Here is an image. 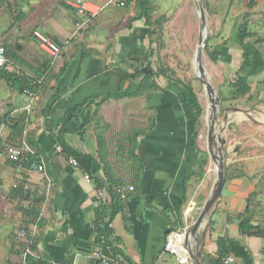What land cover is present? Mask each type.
I'll list each match as a JSON object with an SVG mask.
<instances>
[{
    "label": "crops",
    "instance_id": "0c3cea01",
    "mask_svg": "<svg viewBox=\"0 0 264 264\" xmlns=\"http://www.w3.org/2000/svg\"><path fill=\"white\" fill-rule=\"evenodd\" d=\"M76 1L93 13H77L71 5ZM21 2L20 21L32 14L36 25L22 42L0 37L10 47L0 68V264H25L26 255L46 264H97V211L117 256L130 264H169L167 242L187 227L184 213L193 197L196 119L183 90L166 77L155 78L159 88L151 95L135 93L132 74L145 56L146 37L142 19H134L129 7L135 1L126 7L109 0ZM118 13L126 18L119 20ZM37 30L59 42L57 58L31 35ZM3 70L43 72L38 98L31 101ZM7 145L32 151L44 170L7 160ZM69 157L77 159V168ZM258 167L234 171L235 194L225 197L221 234L213 222L203 240L206 264L216 257L217 236L229 239L231 264H264V238L246 234L252 225L264 227V191L252 187L264 174V164ZM99 180L105 186L98 187ZM130 185L134 189L118 197V189ZM245 221L251 226L243 227ZM177 260L193 264L189 257Z\"/></svg>",
    "mask_w": 264,
    "mask_h": 264
},
{
    "label": "rangeland",
    "instance_id": "374dc122",
    "mask_svg": "<svg viewBox=\"0 0 264 264\" xmlns=\"http://www.w3.org/2000/svg\"><path fill=\"white\" fill-rule=\"evenodd\" d=\"M113 5L117 6L116 3ZM22 6L26 7L25 3H20V0H0V37L19 38L22 42L26 31L36 25V19L32 14H29L26 20L17 19L18 9ZM200 6L203 7L205 29L201 61L215 93L220 98L215 131L226 140L223 151L225 182L217 202L204 218L205 225L201 227L202 229H198L197 242L193 246V251L199 250L202 257L200 245L202 231H206L205 238L210 236L212 224L216 222V229L221 234L223 222L219 216L222 215L227 201L225 197L235 194L232 188L234 171L243 168L250 171L254 167L259 168L261 163L264 164V0H256V5L250 9L247 8L245 0H153L152 19L163 17V20L158 25L154 24L156 32L151 37H145V42L142 43L144 50L140 51V54L144 53L145 56L140 57L142 62L139 65L148 64L154 69L162 65L171 69L174 73L172 77L179 78L192 86L196 101L202 108L200 117L196 119L197 137L193 142L194 152L198 158L193 166L194 177L190 185V195L193 197L186 205L187 215L184 213L187 227L185 230L180 228L177 234H183L191 228L200 213L197 204L208 197L216 179V165L209 155L207 146L210 120L207 109L211 103L207 99L208 94L204 85L196 76L194 67L201 32ZM129 7L135 15L137 12L135 4ZM246 11L251 12L249 29L252 33L246 44L254 54L252 66L240 70L242 50L237 38V27L242 14ZM116 16L119 20L126 18L120 13ZM110 20L113 24L117 22L112 18ZM209 51L214 53L216 57L214 60L209 57ZM239 75L247 78L251 90L241 98L231 99L230 89ZM170 82L176 86L174 82ZM179 88L183 89L180 85ZM191 110L194 114V109ZM219 127L222 129L220 130ZM212 146L216 152V146ZM204 157L207 163L204 171L199 173L200 161ZM263 180L264 174L252 185L253 189L264 191V183L260 182ZM250 201L253 203L252 198ZM165 256L170 261L169 264H182L173 253L166 252ZM204 260L203 264H206Z\"/></svg>",
    "mask_w": 264,
    "mask_h": 264
},
{
    "label": "trees",
    "instance_id": "16d2710c",
    "mask_svg": "<svg viewBox=\"0 0 264 264\" xmlns=\"http://www.w3.org/2000/svg\"><path fill=\"white\" fill-rule=\"evenodd\" d=\"M132 1L133 0H126L125 6H129ZM245 1H246V6L249 9L253 8L256 5V0H245ZM134 3L136 6V10H137L136 14L134 15V19H142L143 20V24H144L143 31L145 30L146 36L151 37L152 34L154 32H156L154 30V27H153L154 24L158 25L163 20V17L152 19L151 13H152L153 0H135ZM250 16H251L250 11L244 12L241 16V21L237 27V38L239 40L241 50H242V62L240 65V70H244V69L250 68L252 66V56L254 53L246 44V40L249 39L252 35V33L249 29ZM17 19H20L19 14L17 15ZM31 35L34 38H36L33 35V33H31ZM53 41H55L57 44L59 43L55 39H53ZM0 46L4 49L5 57L10 56V54H9L10 47L8 45H6L5 43H0ZM208 54L212 60H214L216 58L212 51H209ZM3 67H5V65ZM3 67H0V68H3ZM37 73L40 75H37ZM42 73L43 72H41V73L36 72V73H34L35 75L28 76V75H24V74L18 75V74L12 73L10 71L3 70L2 74L7 79V81L9 83H11L12 85H15V88L18 89L19 91H23L24 89H30V90L34 91L35 93H37L38 89L43 84V78L41 79L39 84H36L35 80L38 78H41L40 76L42 75ZM173 74L174 73L171 69L163 67L162 65L158 66L155 69L152 68L151 65H148V64L145 66H140V65L138 66L137 65L134 69L133 74H132V78L138 80V85H137V89H136L135 93H137V94L144 93L147 95H151L150 91H152V90L154 91V90H157L159 88L155 78L160 77V76L166 77L168 80H170V81L174 82L175 84L183 87L182 90H183L184 100L186 101L187 105H189L191 108L194 109L195 119H198L202 113V108L200 107V105L196 101L195 93H194V90L192 89V86L189 83L183 82L179 78L172 77ZM232 86H233L232 89H230L231 90V97H230L231 99L241 98V97L249 94L250 90H251L247 78L243 75H239L236 78V80L233 82ZM76 110L80 111L81 108H77ZM6 120L11 122L12 118L10 117ZM196 137H197V131L194 132L193 140H195ZM0 148H2V147H0ZM132 149H134L133 145L131 146V148H129L131 155L133 154ZM64 156L68 157L69 155L66 153V154H64ZM7 160H9V159H7ZM33 160L37 161V158L35 155H31V157L28 161H23L22 163H19L16 161H11V162H14L17 164H22V165L30 168L29 164ZM135 161H138V159H136ZM206 163H207V159L205 157L202 158L200 161V165H199V171H200L199 173H202L204 171V166L206 165ZM139 169L142 170V164H141L140 160H139ZM137 176H138V174H137ZM102 186H105V184L99 180L98 187H102ZM108 189L112 193V187L110 185L108 186ZM116 194H117V192H116ZM97 212H98L97 213V219H96V223H95L96 224V234H97V235H95L96 236V243L100 244V246L102 248H104L106 245H109V246L111 245V247H110L111 253L113 255L114 254L117 255V250L114 247L113 241H108L106 239L108 237V235H110V230L108 228L102 227L100 225V222L103 219V216L100 215L101 211H97ZM246 212H247V210L244 211V213H246ZM242 226L243 227H247V226L249 227L251 225H250V222L245 221V222H242ZM251 227L253 228V230L247 231L246 234L254 235V236H261L264 238V227H261L260 225H257V226L252 225ZM169 232H170V230H168L167 232H165L163 234L165 238H166L167 234H169ZM215 243L217 246L216 257L214 259H211L209 264H226L224 262V259L231 252L230 245H229V239L225 236H217ZM163 248H165V246ZM263 253H264V250H263ZM95 262L97 264L99 263V261H97V260H95L94 263ZM25 264H46V263L43 261H40V259L33 258L31 255H26Z\"/></svg>",
    "mask_w": 264,
    "mask_h": 264
},
{
    "label": "water",
    "instance_id": "95a60500",
    "mask_svg": "<svg viewBox=\"0 0 264 264\" xmlns=\"http://www.w3.org/2000/svg\"><path fill=\"white\" fill-rule=\"evenodd\" d=\"M200 17H201V32L199 35V40H198V51L195 54V59H194V67L196 70V76L197 78L201 81V83L204 85V88L208 94V97L210 101L212 102V108H211V115H210V120H209V128H208V133H207V142H208V152L211 157V159L215 162L216 165V179L214 181L213 187L208 195V197L202 202L197 204V207L200 208V213L191 226L190 229L185 231L183 233L185 235V239L183 241V246L187 249L188 256L192 260L193 264H203V260L200 254L199 250H196V252L193 251V246H195V243L197 242V227L200 224L201 221L204 220L205 216L212 210L214 207L215 203L217 202L221 190L223 188V184L225 182V173H224V165H225V160H224V146L226 143V140L220 135V133L215 131V119L216 115L218 113V110L216 109V106L219 104L220 98L219 96L215 93L214 87L203 67L202 61H201V46L203 39L205 37V29H204V13H203V7L200 6ZM221 130L222 127H219ZM218 142H216V141ZM212 145L216 146V152L212 149ZM206 222V220L204 221ZM206 231L203 230L201 233V246H203V240L205 238ZM189 235L192 237V244H190V239ZM169 240L167 242V248L175 253L178 257L177 251L170 249L169 248ZM194 252V253H193Z\"/></svg>",
    "mask_w": 264,
    "mask_h": 264
},
{
    "label": "built area",
    "instance_id": "2783aa9c",
    "mask_svg": "<svg viewBox=\"0 0 264 264\" xmlns=\"http://www.w3.org/2000/svg\"><path fill=\"white\" fill-rule=\"evenodd\" d=\"M135 1V0H133ZM110 3H116L118 6H125L126 0H109ZM72 7L74 10L79 14H86L87 12H92L85 3L81 1L73 2ZM93 13V12H92ZM33 35L36 37L37 41L39 42L40 47L48 54L47 56L51 59L57 58V56L60 55L61 48L58 44H56L54 41L51 40V38L43 35L38 30L33 32ZM6 63V57L4 54V49L0 46V67H3ZM41 81V78H38L35 80L36 84H39ZM25 94H27L30 97V100L33 101L37 99V93L30 89H24ZM5 157L9 159L10 161H16L19 163H22L23 161H28L31 157V155H34L32 151L28 150L27 148L15 146V145H7L4 149ZM67 162L72 167H78V161L75 157H69L67 159ZM30 169L36 172H41L44 170V166L41 165L39 162L33 160L30 162ZM86 179H89V175H85ZM134 189L133 186H129L127 189L120 188L117 191V195L120 198H125L128 191H132ZM20 236H23L24 233L20 232ZM97 244V243H96ZM92 258L104 262L106 264H130L125 259H122L121 257L117 255H113L110 250V246L106 245L104 248L100 246V244H97L96 249L92 253ZM234 261L233 257L231 255H228L224 262L226 264H231Z\"/></svg>",
    "mask_w": 264,
    "mask_h": 264
},
{
    "label": "bare ground",
    "instance_id": "6f19581e",
    "mask_svg": "<svg viewBox=\"0 0 264 264\" xmlns=\"http://www.w3.org/2000/svg\"><path fill=\"white\" fill-rule=\"evenodd\" d=\"M197 51H198V49H197ZM207 93V92H206ZM208 96V95H207ZM208 100H209V102L211 103V105H208V109H207V114H208V116H209V118H210V115H211V108H212V102L210 101V99H209V97L207 98ZM208 102V101H207ZM209 103V104H210ZM216 109H217V106H216ZM219 113V112H218ZM218 115V114H217ZM217 117V116H216ZM207 120V119H206ZM209 126V125H208ZM216 141V140H215ZM216 142H218V141H216ZM212 148H213V146H212ZM204 221L205 220H203V221H201L200 222V224L198 225V227H197V232H198V229H200L201 227H203L205 224H204ZM202 229V228H201ZM184 239H185V235L184 234H173V237H172V239H170V249H173V250H175V251H177V253L179 254V256H180V258L181 259H185L186 257H189L188 256V252H187V249L184 247V246H182V242L184 241ZM189 241H190V244H192V237L189 235ZM196 245V244H195ZM196 249V248H195ZM196 251V250H195ZM194 251V252H195Z\"/></svg>",
    "mask_w": 264,
    "mask_h": 264
}]
</instances>
